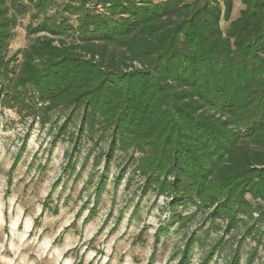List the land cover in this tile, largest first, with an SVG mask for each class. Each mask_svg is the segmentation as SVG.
Wrapping results in <instances>:
<instances>
[{"label": "trees", "instance_id": "1", "mask_svg": "<svg viewBox=\"0 0 264 264\" xmlns=\"http://www.w3.org/2000/svg\"><path fill=\"white\" fill-rule=\"evenodd\" d=\"M62 1L0 0V107L42 125L59 108L81 112L80 132L98 123L120 150L142 154L144 189L172 210L191 202L229 226L264 217V0H240L234 20L233 0H97L101 11ZM29 8L41 20L28 26L35 38L8 58Z\"/></svg>", "mask_w": 264, "mask_h": 264}, {"label": "rangeland", "instance_id": "2", "mask_svg": "<svg viewBox=\"0 0 264 264\" xmlns=\"http://www.w3.org/2000/svg\"><path fill=\"white\" fill-rule=\"evenodd\" d=\"M242 9L233 0L230 19ZM32 14L29 8L16 17L8 58L33 42L28 26L41 20ZM64 16L76 24V16ZM227 26L222 19L221 29ZM73 35L60 39L69 44ZM81 114L59 108L42 125L0 107V264H177L188 242V264H228L233 256L238 264H264V217L254 212L229 226L191 202L172 210L166 195L144 189L135 170L142 154L120 150L98 123L80 132Z\"/></svg>", "mask_w": 264, "mask_h": 264}, {"label": "built area", "instance_id": "3", "mask_svg": "<svg viewBox=\"0 0 264 264\" xmlns=\"http://www.w3.org/2000/svg\"><path fill=\"white\" fill-rule=\"evenodd\" d=\"M84 1V5L85 7L88 9V10H97V11H101V6L98 4L97 5V8L95 9L96 7V4H97V0H82ZM55 14V10L53 8L49 9L48 10V13H47V16H52Z\"/></svg>", "mask_w": 264, "mask_h": 264}]
</instances>
